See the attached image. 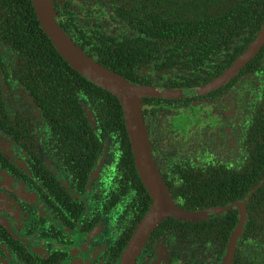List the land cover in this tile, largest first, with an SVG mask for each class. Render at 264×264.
I'll list each match as a JSON object with an SVG mask.
<instances>
[{
  "label": "flooded vegetation",
  "instance_id": "flooded-vegetation-1",
  "mask_svg": "<svg viewBox=\"0 0 264 264\" xmlns=\"http://www.w3.org/2000/svg\"><path fill=\"white\" fill-rule=\"evenodd\" d=\"M66 2L71 31L60 14ZM51 4L79 47L88 39L104 42L87 54L95 61L138 85L180 92L142 95L140 112L161 194L198 215L164 213L131 264H264L259 75L249 59L210 86L254 38L241 46L222 37L209 59L182 66L102 3ZM26 10V0H0V264H118L153 196L133 155L123 156L121 134L99 125L90 102L70 113L69 134L48 125L36 102L42 83L27 80L41 74L42 62L26 45L10 42L14 19ZM82 49L89 50L87 43Z\"/></svg>",
  "mask_w": 264,
  "mask_h": 264
},
{
  "label": "trees",
  "instance_id": "trees-1",
  "mask_svg": "<svg viewBox=\"0 0 264 264\" xmlns=\"http://www.w3.org/2000/svg\"><path fill=\"white\" fill-rule=\"evenodd\" d=\"M31 0H26L25 14L14 19L15 32L10 39L13 46L26 45L33 52L34 62H42L41 74L29 84L42 83V91L36 99L40 112H44L49 126H58L70 133L71 112H84L83 104L90 102L91 110L99 125L112 127L121 134L123 156L132 157L121 107L116 96L98 87L74 70L56 51L47 35L40 28L32 9ZM110 7L112 17L126 23L127 27L143 30L139 38H147L146 45L162 46L166 58H173L182 66L194 67L198 61L209 59L219 49L222 37H234L236 45L246 46L260 29L264 20V0H95ZM61 8L62 23L71 31V10ZM97 25V24H95ZM83 27L80 28L82 30ZM226 42V39H223ZM89 51L100 49L104 42L90 41ZM141 43V41H140ZM229 44V42H227ZM42 47V58L36 54ZM80 47V48H81ZM169 47V48H168ZM109 49V46H108ZM180 54L187 57L180 58ZM238 54V52H236ZM174 55L177 59H174ZM101 58V57H100ZM100 62V61H99ZM49 64V66H47ZM103 64V62H101ZM248 64L259 75L260 98L258 108L264 110V41ZM79 116L83 118V114ZM68 142L67 139H61Z\"/></svg>",
  "mask_w": 264,
  "mask_h": 264
},
{
  "label": "water",
  "instance_id": "water-1",
  "mask_svg": "<svg viewBox=\"0 0 264 264\" xmlns=\"http://www.w3.org/2000/svg\"><path fill=\"white\" fill-rule=\"evenodd\" d=\"M32 7L40 28L47 35L48 39L59 53V55L84 78L94 83L98 87L109 91L118 99L124 119L125 130L131 146L138 172L143 181L148 186L154 202L148 213L140 221L135 233L125 244L118 264H131L140 245L148 235L150 229L164 215L171 214L178 218L193 220L197 217V212L183 211L169 202L166 195H162L164 190L162 180L158 175L149 150L145 126L140 112V96H177V90L158 91L152 86L138 85L129 81L120 73L108 69L104 65L95 61L80 48L67 31L53 15L51 0H31ZM264 41V20L254 39L248 44L247 48L224 70V72L212 83L223 82L227 77L237 73L249 59L257 52Z\"/></svg>",
  "mask_w": 264,
  "mask_h": 264
}]
</instances>
